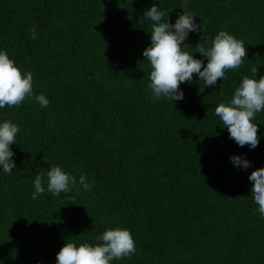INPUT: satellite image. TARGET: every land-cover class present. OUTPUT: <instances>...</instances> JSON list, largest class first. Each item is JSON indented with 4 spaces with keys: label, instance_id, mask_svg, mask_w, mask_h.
Segmentation results:
<instances>
[{
    "label": "trees",
    "instance_id": "16d2710c",
    "mask_svg": "<svg viewBox=\"0 0 264 264\" xmlns=\"http://www.w3.org/2000/svg\"><path fill=\"white\" fill-rule=\"evenodd\" d=\"M154 3L172 23L185 10L183 0H0V50L33 73L34 94L0 108V122L19 126L16 167L0 166V264H55L67 239L96 244L115 227L130 230L136 252L111 264H264V216L248 178L264 167V111L254 149L215 115L252 66L264 75V0H188L202 30L189 33L186 51L206 65L196 44L210 47L225 30L247 56L202 93L193 74L173 102L148 88L151 21L141 19ZM233 154L251 167L237 168ZM53 165L84 174L91 190L54 196ZM42 172L45 192L33 200Z\"/></svg>",
    "mask_w": 264,
    "mask_h": 264
},
{
    "label": "clouds",
    "instance_id": "9594fccd",
    "mask_svg": "<svg viewBox=\"0 0 264 264\" xmlns=\"http://www.w3.org/2000/svg\"><path fill=\"white\" fill-rule=\"evenodd\" d=\"M188 7V0H183L181 8L185 10L178 15L175 23L171 22L169 12L161 10L155 3L144 12L141 19V22L151 21V43L143 50V56L150 62L148 88L154 100L162 97L172 102L182 100L184 93L180 85L184 82L192 83L193 74L201 82L199 93H202L205 87H212L218 80L226 79L227 70L239 69L247 56L244 41L225 30L215 35L210 47L196 44L195 52L207 58L206 65L204 60L186 51L188 44L184 42L189 33L202 30L201 24L195 22L194 14L187 11ZM35 33L36 27L33 25L30 30L31 39H36ZM250 71L251 75L242 78L232 97L217 104L215 115L238 146L247 145L254 149L260 139L258 124L254 121L257 114L264 111V75L256 78L258 66L255 65ZM33 95V73L22 72L7 51L0 50V108L19 106ZM34 98L41 107L49 104L43 94L35 95ZM18 132L19 126L13 121L6 119L0 122V166L5 173H11L16 167L13 159L15 154L10 145L15 143ZM230 160L237 168L247 170L251 167V161L243 155L233 154ZM46 176L47 191L54 196L73 189L79 192L80 186L85 191L91 190L84 174L77 180L76 176L59 165L51 166ZM44 178L43 172L35 176L33 200L44 194ZM248 178L253 182L251 195L258 205V212L264 216V167L253 170ZM96 240L99 241L96 244L84 242L77 245L76 241L67 239L56 254L55 264H111L113 260L130 258L136 252L135 241L127 228H108Z\"/></svg>",
    "mask_w": 264,
    "mask_h": 264
}]
</instances>
